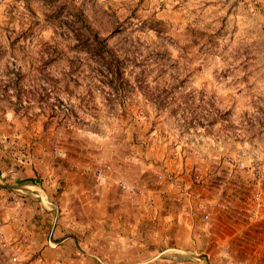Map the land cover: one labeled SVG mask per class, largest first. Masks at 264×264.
<instances>
[{"label": "rangeland", "instance_id": "1", "mask_svg": "<svg viewBox=\"0 0 264 264\" xmlns=\"http://www.w3.org/2000/svg\"><path fill=\"white\" fill-rule=\"evenodd\" d=\"M30 125L43 126L51 152L86 136L122 145L149 135L156 151L214 169L217 196L249 169L245 220H254L264 201V143L255 142L264 132V0H0V128ZM15 150L0 141L2 158ZM160 172L189 190L175 171ZM41 181L0 175V264H52L47 229L36 225L47 212L59 217L60 200L33 195L27 186ZM226 205L198 203L199 229ZM193 253L207 256L206 244Z\"/></svg>", "mask_w": 264, "mask_h": 264}, {"label": "crops", "instance_id": "2", "mask_svg": "<svg viewBox=\"0 0 264 264\" xmlns=\"http://www.w3.org/2000/svg\"><path fill=\"white\" fill-rule=\"evenodd\" d=\"M10 129L0 128V141L16 144V150L12 157L9 152L5 158L0 154V175L42 179L40 185L27 186L35 190L33 195L44 193L60 200L59 219L47 212L46 219L36 225V229H47L41 244L54 256L49 258L52 264H215L221 246L223 264L236 260L264 264V201L258 204L254 220H245L251 219L246 203L249 169L242 171L236 186L231 181L223 183L225 189L217 196V188H212L218 182L214 169L187 158L176 161L163 145L161 152L156 151L161 145L149 135L137 134L141 140L131 138L122 145L89 136L78 145L66 140L60 147L62 155L56 157L43 126ZM260 134L255 142L263 144L264 132ZM102 166L99 176L97 169ZM164 166L175 171L189 190L181 193L176 185L162 180ZM119 182L128 188L122 189ZM186 196L190 198L181 203L184 198L180 197ZM216 198L225 199L227 205L210 209V221L202 231L197 204ZM199 242L207 246L203 258L193 255ZM232 252H240L239 257H225Z\"/></svg>", "mask_w": 264, "mask_h": 264}, {"label": "built area", "instance_id": "3", "mask_svg": "<svg viewBox=\"0 0 264 264\" xmlns=\"http://www.w3.org/2000/svg\"><path fill=\"white\" fill-rule=\"evenodd\" d=\"M256 1L257 0H252V3L253 4H255L256 3ZM69 107H70V105H69V103L64 99V100H62V102L59 104V108H60V110H62L63 112H65V113H69ZM245 146V145H244ZM53 155L54 156H56V157H60L61 155H62V151L60 150V149H56L54 152H53ZM227 159L228 160H230V159H232V158H230L229 156H227ZM258 164V163H257ZM103 172H104V166H102V167H99L98 169H97V174L99 175V176H102L103 175ZM257 171L255 172V175H257ZM119 185H120V187L122 188V189H126V185L124 184V183H122V182H119ZM256 213V211L254 212V213H252V214H255ZM208 215L207 214H204V217L206 218Z\"/></svg>", "mask_w": 264, "mask_h": 264}]
</instances>
